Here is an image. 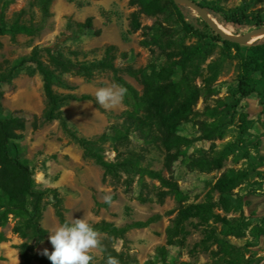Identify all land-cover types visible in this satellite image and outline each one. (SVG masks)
I'll use <instances>...</instances> for the list:
<instances>
[{"label": "clouds", "instance_id": "9594fccd", "mask_svg": "<svg viewBox=\"0 0 264 264\" xmlns=\"http://www.w3.org/2000/svg\"><path fill=\"white\" fill-rule=\"evenodd\" d=\"M126 94V88L112 84L97 88L95 99L101 107L109 110L121 104ZM104 200L112 202L110 195H105ZM48 239L53 251L49 253L44 249L43 254L51 264H91L94 259L93 250L103 248L101 233L84 218L65 221L49 233ZM106 264L120 262L117 257L109 254Z\"/></svg>", "mask_w": 264, "mask_h": 264}]
</instances>
